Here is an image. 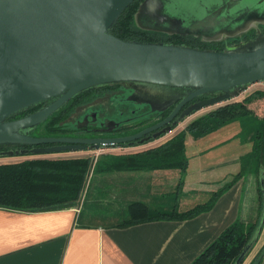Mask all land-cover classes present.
Segmentation results:
<instances>
[{
	"label": "water",
	"instance_id": "obj_1",
	"mask_svg": "<svg viewBox=\"0 0 264 264\" xmlns=\"http://www.w3.org/2000/svg\"><path fill=\"white\" fill-rule=\"evenodd\" d=\"M133 1L0 0V158L145 145L197 112L264 83V33L259 30L264 26V0L197 1L188 15L174 12L175 0L139 4L134 23L143 31L215 44L256 32L254 38L222 51L113 36L115 24ZM106 87L132 91L129 101L148 105L152 112L171 111L159 123L119 138L31 136L69 101ZM32 108L37 110L12 119ZM259 183L262 187V178ZM261 194L264 199V191ZM263 220L264 208L255 240L234 264L245 260Z\"/></svg>",
	"mask_w": 264,
	"mask_h": 264
},
{
	"label": "crops",
	"instance_id": "obj_2",
	"mask_svg": "<svg viewBox=\"0 0 264 264\" xmlns=\"http://www.w3.org/2000/svg\"><path fill=\"white\" fill-rule=\"evenodd\" d=\"M250 89L264 91V83L252 85L241 94L246 95ZM241 94L236 99L243 97ZM208 136H187L188 164L183 171L106 168L105 164L113 158L155 147L157 142L139 150L133 149L135 146L105 149L96 158L87 182L88 186L93 181L94 187L91 190L86 186L77 205L40 212L0 208V264H190L235 221L251 224L258 219L254 164L251 162L249 167L247 160L252 139L249 138L246 153L233 155L226 149L231 139L215 141ZM189 148H193L191 156ZM243 169L245 173L218 197L210 210L191 219L118 227L133 202L159 212H186L205 204ZM109 198V207L100 209V200ZM263 251L264 220L242 264H264Z\"/></svg>",
	"mask_w": 264,
	"mask_h": 264
},
{
	"label": "trees",
	"instance_id": "obj_3",
	"mask_svg": "<svg viewBox=\"0 0 264 264\" xmlns=\"http://www.w3.org/2000/svg\"><path fill=\"white\" fill-rule=\"evenodd\" d=\"M142 1L134 0L122 12L112 30L113 36L127 41L143 43L170 42L175 45H186L192 48L213 44L202 42L200 39L191 36H168L139 29L134 23V15ZM84 95L85 93L69 101L61 110L54 113L43 124L33 130L31 136L57 137L63 132V126L61 127L59 124L74 110L75 106L72 104L75 100ZM90 100L86 101L89 102ZM34 110L36 109H29L14 116L12 119L23 117ZM252 117L257 119L258 127L251 134L252 149L247 160L249 167L251 162H253L256 176L259 197L257 222L244 224L240 221H235L224 229L190 264H234L243 250L256 238L264 208V199L261 194L264 191V91L255 90L244 95L239 100L220 105L195 118L161 144L140 152L117 156L105 164L108 170L116 171L156 169H178L183 171L188 164L185 145L188 135L193 138L206 137L237 120L254 119ZM92 158L62 159L40 157L19 162L0 163V208L40 212L60 210L77 205L82 196ZM94 167L95 165L93 169ZM245 171L244 169L239 171L231 182L213 193L205 204L197 205L186 212L180 213L176 210L168 213L159 212L150 210L141 202H133L127 208L128 218L120 223L118 227H128L155 220L181 221L191 219L204 211L210 210L218 197L227 188L231 187ZM260 178L263 180L262 187L259 183ZM262 257H264V251Z\"/></svg>",
	"mask_w": 264,
	"mask_h": 264
},
{
	"label": "flooded vegetation",
	"instance_id": "obj_4",
	"mask_svg": "<svg viewBox=\"0 0 264 264\" xmlns=\"http://www.w3.org/2000/svg\"><path fill=\"white\" fill-rule=\"evenodd\" d=\"M259 30L264 33V26H259ZM255 33V31H252L250 34L240 39H229L220 45L213 43L198 47L200 49H212L217 51L240 41L252 39L255 37ZM99 93L100 95L102 94L100 98H96L90 102L86 101L89 95L96 97V94ZM131 93L132 91L125 90L121 87H106L85 93L84 96L79 98V101H83V105L80 106V117L74 122L65 124L62 128L63 132L57 135V137L94 139L130 136L159 123L171 111V109H169L165 112H152L148 105L136 104L129 101L128 98ZM106 96H109L114 102L106 105H95L97 99H103ZM205 98L206 97L200 98V100ZM198 100L199 99L193 100L183 107V109Z\"/></svg>",
	"mask_w": 264,
	"mask_h": 264
},
{
	"label": "rangeland",
	"instance_id": "obj_5",
	"mask_svg": "<svg viewBox=\"0 0 264 264\" xmlns=\"http://www.w3.org/2000/svg\"><path fill=\"white\" fill-rule=\"evenodd\" d=\"M197 1H204V0H175L176 10H174V12L177 15H181V14L188 15V14H191L193 9H194L193 2H197ZM253 88H255V87H253ZM254 90L255 89H250L245 94L251 93ZM107 94H109V93H107ZM242 94H243V92H242ZM101 96H102V94L100 95V93L96 94V97H94L93 95H89L88 100L91 99L90 101H92V100H94L96 98H100ZM106 97L103 98V99H97L96 102H95V105H106L108 103L112 104V102H114V100H111L109 98V96L107 98ZM235 100H239V99H234L232 101H235ZM232 101H229V102H232ZM229 102H227V103H229ZM82 103H83V101H79V99L75 100V102L72 104L73 106H75L73 108L74 110L68 114V116L65 118V120H63V122H61L59 124V126L62 127L65 124H68L70 122H74L75 120H77L80 117L79 116L80 112H81L80 106L83 105ZM223 104H226V103H223ZM223 104H221V105H223ZM218 106H220V105L213 106V107H210V108H206V109H204L202 111L197 112L196 114H194L193 116H191L190 118H188L187 120L182 122L175 129L176 131H173V133L168 134L167 136H165V137H163V138H161L159 140L153 141V142L154 143L157 142V144H160V143L166 141L169 137H171L173 134L178 132V130L183 129L192 120H194L195 118H198L199 116H201V115H203V114L215 109ZM69 108H71V107H69ZM78 108H80V109H78ZM252 118H254V117H252ZM257 127H258V123H257V119L256 118H254V119L247 118L245 120H237V121L229 124L228 126H225V128H223L220 132L216 133L217 135L215 134V135H210V137L208 136V139H211V140L215 139V141H217L220 138L221 139H225V138L231 139V141H229L226 144V147H227L226 149H230V151H233L234 152L233 155H242V154L246 153L247 150H249V148H250L249 138L252 139V135L251 134L253 133L254 130L257 129ZM153 142H150L148 144L153 145ZM148 144L141 145V146H135V147H133V149H138L139 147L143 148V147L149 146ZM192 150H193V148H189L188 156H191ZM40 157L62 158V159L63 158L67 159V158H79V157H93V152L91 153V155H88V153H85V152H66V153L48 155V156H25V157L13 156V157H3V158H0V163L19 162V161L30 159V158H40ZM93 187H94V182L92 181L91 183L88 184L87 188H90L92 190ZM88 198H89V196H88ZM111 202H112L111 198L106 199V200H100V203L98 204L99 208L100 209H102V208L106 209L107 207H109ZM87 203H88V200L85 201V205H87ZM127 218H128V216H127ZM125 220H123V221H125Z\"/></svg>",
	"mask_w": 264,
	"mask_h": 264
},
{
	"label": "built area",
	"instance_id": "obj_6",
	"mask_svg": "<svg viewBox=\"0 0 264 264\" xmlns=\"http://www.w3.org/2000/svg\"><path fill=\"white\" fill-rule=\"evenodd\" d=\"M102 150H98V151H95L93 152V158H97L99 156V154L101 153Z\"/></svg>",
	"mask_w": 264,
	"mask_h": 264
}]
</instances>
